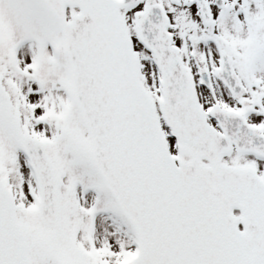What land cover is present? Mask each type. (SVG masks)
<instances>
[{
    "label": "snow or ice",
    "instance_id": "6c2138e0",
    "mask_svg": "<svg viewBox=\"0 0 264 264\" xmlns=\"http://www.w3.org/2000/svg\"><path fill=\"white\" fill-rule=\"evenodd\" d=\"M0 264H264V0H0Z\"/></svg>",
    "mask_w": 264,
    "mask_h": 264
}]
</instances>
